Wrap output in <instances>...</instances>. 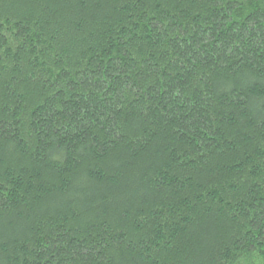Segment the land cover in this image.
I'll use <instances>...</instances> for the list:
<instances>
[{
	"label": "trees",
	"instance_id": "16d2710c",
	"mask_svg": "<svg viewBox=\"0 0 264 264\" xmlns=\"http://www.w3.org/2000/svg\"><path fill=\"white\" fill-rule=\"evenodd\" d=\"M0 264H264V0H0Z\"/></svg>",
	"mask_w": 264,
	"mask_h": 264
}]
</instances>
